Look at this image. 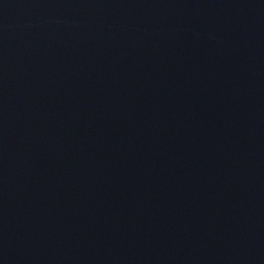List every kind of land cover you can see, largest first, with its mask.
I'll use <instances>...</instances> for the list:
<instances>
[{
    "label": "water",
    "instance_id": "water-1",
    "mask_svg": "<svg viewBox=\"0 0 264 264\" xmlns=\"http://www.w3.org/2000/svg\"><path fill=\"white\" fill-rule=\"evenodd\" d=\"M0 264H264V0H0Z\"/></svg>",
    "mask_w": 264,
    "mask_h": 264
}]
</instances>
